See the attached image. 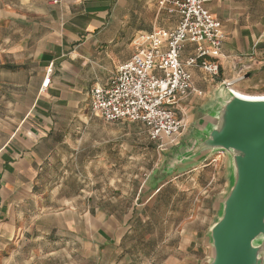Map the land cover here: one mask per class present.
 <instances>
[{"label": "crops", "instance_id": "1", "mask_svg": "<svg viewBox=\"0 0 264 264\" xmlns=\"http://www.w3.org/2000/svg\"><path fill=\"white\" fill-rule=\"evenodd\" d=\"M207 8L220 21L225 34L217 59L219 73L212 77L198 67H187L193 90L178 104L177 117L185 123L178 141L195 133L222 81L246 94H264V0H212ZM176 21V15L158 10L156 0H0V69L23 77L19 84L10 78L7 84L30 89L31 96L23 102L24 119H33L36 132L43 136L47 132L50 137L65 112L73 116L88 99L89 89L106 85L116 67L143 45L144 35L173 29ZM194 54V45L185 44L181 61ZM49 68L50 82L44 89L41 83ZM241 69L243 77L239 78ZM21 134L19 129L11 131L0 146V264H46L55 260L56 251L31 250V236L23 240L18 236V232L25 233L32 227L39 230L34 225H17L20 217L31 214L16 211L18 185L31 178L33 164L38 160V143ZM155 148L163 160L176 150L175 144L165 146L163 151ZM226 161L223 152H216L176 169L164 182L143 179L132 189L134 200L127 203L120 222L116 223L105 209H97V215L87 211L91 218L86 220L85 228L86 263L95 264V247L103 246V251L107 247L105 238L96 240L100 232L112 240L108 226L119 233L118 258L125 264H199L208 253L205 234L210 224L205 218L197 222L200 217L193 218L189 206L177 207L176 201L170 200L163 220L164 226L168 225L167 232L159 239L142 243L138 224L151 223L142 211H150L146 206L153 203V198L164 190L177 192L184 188L183 183L193 171H197L194 177L209 171L207 184L221 176L225 186ZM151 189L153 193L139 202L142 190ZM178 211H185L180 218L176 217ZM129 238L133 240L128 242Z\"/></svg>", "mask_w": 264, "mask_h": 264}, {"label": "rangeland", "instance_id": "2", "mask_svg": "<svg viewBox=\"0 0 264 264\" xmlns=\"http://www.w3.org/2000/svg\"><path fill=\"white\" fill-rule=\"evenodd\" d=\"M9 78L16 84L24 80L16 72L0 69V146L15 129L22 131L24 139L38 143L35 152L38 160L33 164L31 178L18 185L20 200L16 211L31 212L19 218L18 227L34 225L39 230L32 227L25 233L20 231L19 239L31 236V250L54 249L55 260L46 264H87L85 228L86 220L91 218L87 211L91 214L95 211L97 215V209H105V212L113 215L116 223L120 222L127 203L134 200L132 189L137 183L140 184L145 178L156 183L167 180L168 176L164 177L162 172L166 156L164 160L163 157L159 159L156 145L148 139L142 124L106 122L95 115L89 96L78 111L73 112V116L68 112L63 114V119L56 122L54 134L49 137L46 132L43 136L36 132L33 119H24L23 102L31 96L30 89L8 85ZM229 88H233L232 85ZM160 149L163 151L166 148ZM213 169L211 173H214ZM216 171L222 173L221 169ZM196 172L190 173L183 183L185 189L162 191L160 196L151 200L153 203L146 206L150 211H142L151 219V223L138 224L142 243L152 238L159 239L162 233L167 232L168 225L165 223L164 226L163 220L167 218L169 211L166 209L171 199L176 201L177 207L189 206L192 217H200L197 222L205 218L207 223H212L216 215L215 201L226 185L221 176L212 184H207L209 171L205 174L200 172L194 177ZM152 193V189L142 190L139 202H144ZM120 197H123V211L119 209ZM183 212L178 211L176 217L180 218ZM112 229L107 226L112 237L110 241L103 232L96 236V240L98 237L100 240L105 238L107 247L104 251L103 246L95 247V264H125L124 259L118 258L121 251L116 244L119 233ZM132 240L129 238L127 241ZM18 247L22 249L21 244Z\"/></svg>", "mask_w": 264, "mask_h": 264}, {"label": "built area", "instance_id": "3", "mask_svg": "<svg viewBox=\"0 0 264 264\" xmlns=\"http://www.w3.org/2000/svg\"><path fill=\"white\" fill-rule=\"evenodd\" d=\"M156 1L159 11L176 15L175 27L144 35L143 45L116 67L106 85L92 86L88 96L95 115L106 122L140 123L148 139L163 148L176 144L185 128L176 111L179 102L193 90L187 67L217 76L225 34L220 21L207 8L212 0ZM187 43L194 45L195 54L182 62L181 52ZM50 73L51 68L42 80L44 89ZM222 83L230 87V83Z\"/></svg>", "mask_w": 264, "mask_h": 264}, {"label": "water", "instance_id": "4", "mask_svg": "<svg viewBox=\"0 0 264 264\" xmlns=\"http://www.w3.org/2000/svg\"><path fill=\"white\" fill-rule=\"evenodd\" d=\"M214 97L195 133L166 155L163 176L223 152L227 184L199 264H264V99L239 97L224 83Z\"/></svg>", "mask_w": 264, "mask_h": 264}, {"label": "bare ground", "instance_id": "5", "mask_svg": "<svg viewBox=\"0 0 264 264\" xmlns=\"http://www.w3.org/2000/svg\"><path fill=\"white\" fill-rule=\"evenodd\" d=\"M230 90L235 94L238 95L239 97H243V98H247V99H264V94L262 95H250V94H246L240 91H237L235 89H231Z\"/></svg>", "mask_w": 264, "mask_h": 264}]
</instances>
